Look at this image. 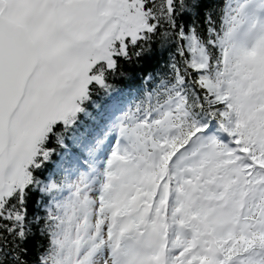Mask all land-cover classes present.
I'll return each mask as SVG.
<instances>
[{"label":"snow or ice","instance_id":"1","mask_svg":"<svg viewBox=\"0 0 264 264\" xmlns=\"http://www.w3.org/2000/svg\"><path fill=\"white\" fill-rule=\"evenodd\" d=\"M0 264H264V0H0Z\"/></svg>","mask_w":264,"mask_h":264}]
</instances>
